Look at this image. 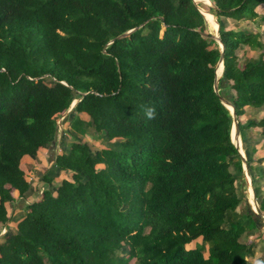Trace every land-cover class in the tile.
Returning <instances> with one entry per match:
<instances>
[{
  "label": "trees",
  "instance_id": "16d2710c",
  "mask_svg": "<svg viewBox=\"0 0 264 264\" xmlns=\"http://www.w3.org/2000/svg\"><path fill=\"white\" fill-rule=\"evenodd\" d=\"M210 1L223 50L193 0H0V223L26 200L0 264H251L264 235L213 85L222 56L218 93L264 213V156L243 135L264 136V0ZM244 46L259 53L241 63ZM73 101L70 132L117 146L59 148L34 196L21 162ZM247 107L260 115L243 123Z\"/></svg>",
  "mask_w": 264,
  "mask_h": 264
},
{
  "label": "rangeland",
  "instance_id": "374dc122",
  "mask_svg": "<svg viewBox=\"0 0 264 264\" xmlns=\"http://www.w3.org/2000/svg\"><path fill=\"white\" fill-rule=\"evenodd\" d=\"M196 1H198L197 5L199 3H202L204 5L210 6V5H208L209 0H196ZM202 13L205 16L209 30L213 34H216V25L214 23V20L216 21V19H215L214 15L212 13H210L209 11L205 10L204 8H202ZM261 13L264 14V11H261ZM230 22H232V21H230ZM240 24L244 25L245 23L241 22ZM251 26H254V23L253 24L251 23ZM255 26L259 28L260 32H262L261 39L264 41V22L260 21L259 23H255ZM258 53H259V51L255 50L254 48H251L248 46L241 47L238 50L239 61L241 63H243L247 60L256 58L258 56ZM220 77H221V68H220V66H218L217 85L218 84L220 85V83H219ZM218 92H219V90H218ZM259 115H260V113L258 114V110H253V109H250L249 107H247L246 108V114L241 117V120L243 123H245L248 119H250V120L257 119L259 117ZM70 116H71V109H68L63 115L59 116L56 120V132L54 135V139L51 143V146H52L51 148H52V150L55 149L54 150L56 152L55 154H57L59 148H60V150L67 151L70 147V143L72 141H75V140L88 142L93 150L100 148L102 146H106V145L107 146H115V147L117 146L112 141H105L103 139L92 138V135L90 136V135L86 134V136H78L74 133H71L70 129H69V125L67 124V118H69ZM84 118H86V117L84 116ZM255 130H253V133H252L253 139H251V137H249L251 135L248 133V131L245 130V132H243V135L245 137V143H246L245 145H246V147L250 148V150L252 152V155H251L252 159H254V157H255V159L259 158L258 157L259 155H258V150H257V148H258L257 144L259 143V141H264V136H261V137L258 136V138H257ZM230 135L234 138L235 142L238 141L239 147L243 151L242 142H240L241 138L237 139L236 136H234V129L233 128L230 132ZM263 148H264V145H263ZM256 155H258V156H256ZM30 159H32L30 156L24 157V159L21 162L22 166L24 167L25 166L24 162L26 160H30ZM38 167L39 168H38L37 174H35L36 169H34L33 171H30V173L28 172V170H26L27 171L26 173H28L30 182H32V187L34 189V195H37L39 193L38 188H39V182L41 181L40 176L45 172L48 173L49 175H55L57 172V170L53 164L43 163V164H40ZM25 169H28V168L25 167ZM242 170H243L242 171V177L239 179V183H240L239 186H240V189L246 195L245 203H247L250 210L252 208L256 209V205H255V202L253 200L252 189L250 187V186L253 187V184L251 181V176H250V174H249V176H247L245 174L244 169H243V164H242ZM62 174L63 173H60L57 176L58 179L63 176ZM262 191L264 192V183H263ZM241 205H243V203ZM11 211H13V210H11ZM254 214L256 215V219L259 221L258 231L264 235V219L261 218L258 214H256V213H254ZM15 223L16 222H14V220H11L8 224V227H10L12 229V231L15 229ZM5 231L6 230L4 228H2V229L0 228V238L2 237V235ZM254 236H255V234L248 233L247 235H245L243 237V240L251 241V240H253ZM250 262H251V264H264V245L263 244L261 246L260 245L258 246L256 253H255V256L250 260Z\"/></svg>",
  "mask_w": 264,
  "mask_h": 264
},
{
  "label": "water",
  "instance_id": "95a60500",
  "mask_svg": "<svg viewBox=\"0 0 264 264\" xmlns=\"http://www.w3.org/2000/svg\"><path fill=\"white\" fill-rule=\"evenodd\" d=\"M194 3L197 5V2L196 0H193ZM210 6H214L213 3L209 0V4ZM198 7V10L200 11V13L203 15L202 13V8ZM204 16V15H203ZM205 18V17H204ZM216 19V18H215ZM206 20V19H205ZM217 21V20H216ZM218 29H219V25H218V22H217V30H216V34H213L210 30H208L207 33H204V35L206 36H210L211 38H213L214 40L218 41L220 47H221V50H223V44L220 40V37H219V33H218ZM129 31L125 32V33H122L121 35H119V37L121 36H124L126 34H128ZM219 64H221L222 68H223V65H222V56L219 58V60L217 61L216 63V66H215V70L217 69V67L219 66ZM223 73V72H222ZM215 76H216V73H215ZM213 88H214V91L218 94L219 96V99L220 101L222 102V104L229 110L230 114H231V117H232V125H231V130L232 128L234 129V136H236V138H240V135H239V124H238V120H237V117H236V114H235V111H234V107L232 105V103L230 101H228L222 94H219L218 93V86H217V76L215 78V81H214V85H213ZM76 101H73L69 107V109H72L73 106L75 105ZM226 104H229V106L231 107V109H229ZM231 132V131H230ZM234 146L238 149V152H239V155H240V158H241V161H242V164H243V169H244V172L247 176H249V170H248V167H247V163H246V159H245V156H244V153L242 151V149L239 147V144H238V141H233V139L231 138ZM241 142V141H240ZM241 146V145H240ZM251 189H252V195H253V200L255 202V205H256V209H251L254 213L258 214L261 218L264 219V214L263 212L260 210L257 202H256V198H255V193H254V189L252 186H250Z\"/></svg>",
  "mask_w": 264,
  "mask_h": 264
},
{
  "label": "crops",
  "instance_id": "0c3cea01",
  "mask_svg": "<svg viewBox=\"0 0 264 264\" xmlns=\"http://www.w3.org/2000/svg\"><path fill=\"white\" fill-rule=\"evenodd\" d=\"M253 130H255V129H252V132L251 133H253ZM255 132H256V136L258 137V130L256 129ZM263 145H264V141H259V143L257 144V147H258L257 150H258V155L259 156L258 155H256V156H258V157H263L264 156V148H263ZM51 147L52 146L50 144L48 147L42 148L37 153L36 159L26 160L24 162V165H25L24 168L26 167L28 169H25V172H27L26 170H28V172L30 173V171H33L34 169H36L35 170V174H37L38 173L37 171H38V168H39L38 166L40 164H43V163L51 164L53 162V160H54L55 155H56L55 154L56 152L54 151L55 149L52 150ZM254 159H255V157H254ZM262 164L264 165V160H263V163ZM40 187H41V185L39 183V188H38L39 190H40ZM25 202H26V200H24L23 198L17 197L13 203L9 204L10 209L13 210L10 213L11 214V219L8 222L4 223V224H1L0 223V228L1 229L4 228L6 231L8 229L9 230H12L10 227H8V224H9V222L11 220H14V222H16L19 219V216L21 215V212L23 210V207H24Z\"/></svg>",
  "mask_w": 264,
  "mask_h": 264
},
{
  "label": "bare ground",
  "instance_id": "6f19581e",
  "mask_svg": "<svg viewBox=\"0 0 264 264\" xmlns=\"http://www.w3.org/2000/svg\"><path fill=\"white\" fill-rule=\"evenodd\" d=\"M204 15V14H203ZM205 17V16H204ZM216 71V70H215ZM226 106L229 108V109H231V107L229 106V104H226ZM231 138L233 139V141H234V138L231 136Z\"/></svg>",
  "mask_w": 264,
  "mask_h": 264
}]
</instances>
